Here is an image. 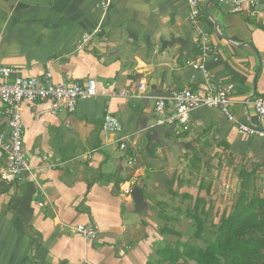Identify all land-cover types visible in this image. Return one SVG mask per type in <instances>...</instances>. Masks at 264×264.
Instances as JSON below:
<instances>
[{"label":"crops","instance_id":"obj_1","mask_svg":"<svg viewBox=\"0 0 264 264\" xmlns=\"http://www.w3.org/2000/svg\"><path fill=\"white\" fill-rule=\"evenodd\" d=\"M103 1L0 0V65L12 68L14 76L41 79L49 70L55 84L93 80L96 88L74 113L52 114L50 101L21 104L31 171L13 182L0 177V264L156 260L168 236L161 234L166 222L159 214L185 212L198 199L201 208H209L201 169L216 156L234 157L254 170L255 190L264 196V137L239 133L219 109L200 108L190 112L187 131L174 125L164 134L179 144L175 151L149 128L157 124L156 98L131 97L139 83L146 85L142 94L206 93L203 73L192 65L202 56L188 1L110 0L106 8ZM198 3L216 50L203 61L211 80L234 84L237 123L264 129L253 107L254 98L264 96V0L236 11L217 0ZM84 33L94 34L78 49ZM106 114L120 121L122 133L103 130ZM6 123L0 103V130ZM46 153L52 158L44 160ZM182 162L185 170L178 166ZM4 164L0 156V169ZM136 189L143 193L142 214L133 198ZM183 195L190 199L182 202ZM177 197L181 203L171 207ZM87 223L96 228L93 240L76 231Z\"/></svg>","mask_w":264,"mask_h":264},{"label":"built area","instance_id":"obj_2","mask_svg":"<svg viewBox=\"0 0 264 264\" xmlns=\"http://www.w3.org/2000/svg\"><path fill=\"white\" fill-rule=\"evenodd\" d=\"M189 5V20L196 34V44L201 51V59L192 62V65L199 69L204 76L206 93L199 94L191 89H178L169 92L167 96L155 97L154 112L157 116V124L178 125L183 131L189 129L190 112L200 108L219 109L224 116L237 124L239 133L264 137V129L256 128L248 123H237L232 111V93L234 84L211 80L210 73L205 68L203 61L208 56L216 54V50L209 43V34L202 26V10L198 0H187ZM224 5H231L233 11L240 10L243 4L255 5L260 0H217ZM110 0H104L102 6L106 8ZM100 31L96 28L94 32ZM94 33H84L78 39L76 47H82L88 42ZM190 63V62H188ZM191 64V63H190ZM14 70L8 66L0 65V103L4 106L7 123L4 129L0 130V156L5 159V164L0 169V177L8 182L16 179L23 180L25 175L31 171V165L24 146V124L22 119L21 104L24 101H50V111L56 114L60 111L74 113L81 100L96 95L95 83L88 80L85 85L78 82L58 83L52 82L51 71H46L43 77H22L14 76ZM146 89L144 83H139L138 93H132V98L146 97L142 94ZM123 95V92H119ZM255 113L259 118H264V96H257L253 100ZM103 130L110 133H122L123 126L120 121L106 114L103 118ZM127 136H122L119 141V148H126ZM35 154H41L35 149ZM44 160L52 158L51 153L43 155ZM133 161V159H130ZM129 191H127L128 193ZM76 231L85 240H93L97 237L96 228L90 224H78Z\"/></svg>","mask_w":264,"mask_h":264},{"label":"trees","instance_id":"obj_3","mask_svg":"<svg viewBox=\"0 0 264 264\" xmlns=\"http://www.w3.org/2000/svg\"><path fill=\"white\" fill-rule=\"evenodd\" d=\"M255 175L254 170L239 171L235 203L217 223L207 224L208 209L201 208L202 199L194 208L187 207L185 216L193 220L195 227L192 238L201 243L182 240L179 231L166 225L174 217L162 211L159 218L166 223L161 234L177 239L159 245L157 259L146 264H264V196L255 190ZM184 199L190 196L183 195Z\"/></svg>","mask_w":264,"mask_h":264},{"label":"rangeland","instance_id":"obj_4","mask_svg":"<svg viewBox=\"0 0 264 264\" xmlns=\"http://www.w3.org/2000/svg\"><path fill=\"white\" fill-rule=\"evenodd\" d=\"M179 130L182 128L179 126ZM178 165L181 169L185 170L187 164ZM185 165V166H184ZM244 163L240 162L234 157H222L216 156L211 159V162L205 165L201 169V173L206 177V184L209 186L208 196L206 195L209 203L208 214L205 216L207 224L210 222L217 223L223 212H226L228 215L231 211L234 201L238 195L239 182L238 173L240 170H243ZM247 169V168H246ZM200 175V171L197 170ZM183 176H186L182 173ZM177 197L173 200L171 207L174 205L180 204L183 199ZM168 215L172 217H177L176 221H171L166 225H169L179 231L182 235V240H189L192 242H198L192 238V233L195 230L194 222L190 218L185 216V212H168ZM169 216V217H170ZM164 223V222H162ZM165 224V223H164ZM209 226V225H208ZM164 242L173 241L177 237L164 236Z\"/></svg>","mask_w":264,"mask_h":264},{"label":"water","instance_id":"obj_5","mask_svg":"<svg viewBox=\"0 0 264 264\" xmlns=\"http://www.w3.org/2000/svg\"><path fill=\"white\" fill-rule=\"evenodd\" d=\"M214 0H210V2H213ZM207 14V7L205 8ZM169 93H156L155 91L147 93L148 97H158V96H167ZM173 127L168 128L166 127V125H160V124H156L155 121L149 126V128H151L152 132L155 134L156 136V140L165 146L171 147L172 149H174L175 151L178 150L179 144L170 141L168 138H166L164 136V134L168 131H173ZM133 198L135 200L136 203V210L138 213L142 214V211L144 210L145 204L143 201V193L140 189H136L133 192Z\"/></svg>","mask_w":264,"mask_h":264}]
</instances>
